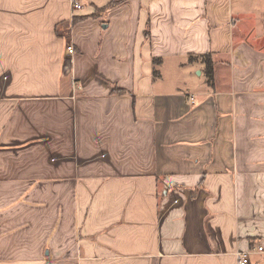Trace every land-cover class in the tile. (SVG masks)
<instances>
[{
	"label": "crops",
	"instance_id": "1",
	"mask_svg": "<svg viewBox=\"0 0 264 264\" xmlns=\"http://www.w3.org/2000/svg\"><path fill=\"white\" fill-rule=\"evenodd\" d=\"M83 3L0 0V264L264 246V0Z\"/></svg>",
	"mask_w": 264,
	"mask_h": 264
},
{
	"label": "built area",
	"instance_id": "2",
	"mask_svg": "<svg viewBox=\"0 0 264 264\" xmlns=\"http://www.w3.org/2000/svg\"><path fill=\"white\" fill-rule=\"evenodd\" d=\"M70 5V11H71V18L74 20L79 13L83 11L84 3L83 0H69ZM66 54L69 57L70 63H73L75 54H76V48L75 44L71 42L69 46L66 49ZM189 101L192 104L196 103V99L194 95L189 96ZM255 254H264V246L258 245L253 249L252 251H242L238 250L234 253V257L236 260V264H250V257L254 256Z\"/></svg>",
	"mask_w": 264,
	"mask_h": 264
},
{
	"label": "rangeland",
	"instance_id": "3",
	"mask_svg": "<svg viewBox=\"0 0 264 264\" xmlns=\"http://www.w3.org/2000/svg\"><path fill=\"white\" fill-rule=\"evenodd\" d=\"M263 19H264V17H263ZM262 18H259L258 17V20L261 22L262 20H263ZM259 25H261V23H259ZM263 25V24H262ZM220 28V27H219ZM236 30L237 31H239V29L238 28H236ZM233 32V31H232ZM261 33H263V32H261ZM260 34V30L257 32V35H259ZM175 59H178V60H185L184 58H174V59H172V60H169V61H167V62H169L168 64L169 65H167V67H166V72H167V76H168V80H169V83H173V86H175V84H176V82L175 81H178V78L181 76V74L179 73H177V69L175 70L174 69V67H172V63H174V60ZM171 74H170V73ZM170 76H169V75ZM180 75V76H179ZM182 77V76H181ZM183 80L185 79L184 77L182 78Z\"/></svg>",
	"mask_w": 264,
	"mask_h": 264
},
{
	"label": "trees",
	"instance_id": "4",
	"mask_svg": "<svg viewBox=\"0 0 264 264\" xmlns=\"http://www.w3.org/2000/svg\"><path fill=\"white\" fill-rule=\"evenodd\" d=\"M202 59L204 60V62L206 63V65L208 66V69L210 71L211 69V59H210V55H204L202 56ZM160 59L159 60H155V62H158L159 63ZM155 74H156V77L159 75V72L156 70L155 71Z\"/></svg>",
	"mask_w": 264,
	"mask_h": 264
}]
</instances>
